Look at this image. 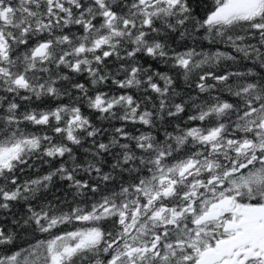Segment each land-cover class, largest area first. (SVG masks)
Here are the masks:
<instances>
[{
	"label": "snow or ice",
	"instance_id": "snow-or-ice-1",
	"mask_svg": "<svg viewBox=\"0 0 264 264\" xmlns=\"http://www.w3.org/2000/svg\"><path fill=\"white\" fill-rule=\"evenodd\" d=\"M0 264H264V0H0Z\"/></svg>",
	"mask_w": 264,
	"mask_h": 264
}]
</instances>
